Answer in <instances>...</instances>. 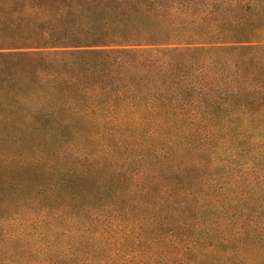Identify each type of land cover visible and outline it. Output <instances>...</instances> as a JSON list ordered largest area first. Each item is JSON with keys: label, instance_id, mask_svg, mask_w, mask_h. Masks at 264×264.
Here are the masks:
<instances>
[{"label": "trees", "instance_id": "obj_1", "mask_svg": "<svg viewBox=\"0 0 264 264\" xmlns=\"http://www.w3.org/2000/svg\"><path fill=\"white\" fill-rule=\"evenodd\" d=\"M0 264H264V0H0Z\"/></svg>", "mask_w": 264, "mask_h": 264}]
</instances>
